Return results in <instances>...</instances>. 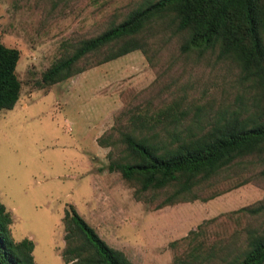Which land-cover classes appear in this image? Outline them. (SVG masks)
Returning <instances> with one entry per match:
<instances>
[{
  "label": "rangeland",
  "instance_id": "obj_1",
  "mask_svg": "<svg viewBox=\"0 0 264 264\" xmlns=\"http://www.w3.org/2000/svg\"><path fill=\"white\" fill-rule=\"evenodd\" d=\"M150 1L0 0V42L19 50L21 82L15 106L0 110V201L11 216L12 238L32 240L37 264H65L62 218L70 206L134 264H174L190 248L189 232L205 221L197 239L206 249L242 247L246 229L264 224L263 216L237 212L264 201L263 166L226 170L205 195L221 194L207 201L154 209L108 170L109 147L97 143L114 125L128 124L123 110L153 113L177 97L189 118L197 107L213 118L246 90L231 62L179 54L172 40L154 66L137 50L56 84L42 82L43 71L71 44Z\"/></svg>",
  "mask_w": 264,
  "mask_h": 264
},
{
  "label": "trees",
  "instance_id": "obj_2",
  "mask_svg": "<svg viewBox=\"0 0 264 264\" xmlns=\"http://www.w3.org/2000/svg\"><path fill=\"white\" fill-rule=\"evenodd\" d=\"M172 40L179 54L195 53L234 64L246 90L235 98L233 109L230 104L213 118L200 107L189 118L180 97L153 113L126 109L121 116L128 124L119 122L97 138L99 146L109 147L108 170L118 172L134 187V197L154 209L220 195L215 189L205 194L234 166L243 170L263 166L258 173L264 177V0L140 4L100 33L79 38L41 75L45 85H53L137 50L154 66L153 58ZM19 56L17 48L0 42V110L12 109L19 99ZM145 102L153 105L151 99ZM237 212L264 217V201ZM11 222L0 201V264H37L32 240L15 241ZM208 222L189 232L190 248L177 255L174 264H264V224L246 229L242 247L228 242L211 243L206 249L197 237ZM62 223L65 264H134L103 240L73 206L65 211Z\"/></svg>",
  "mask_w": 264,
  "mask_h": 264
}]
</instances>
